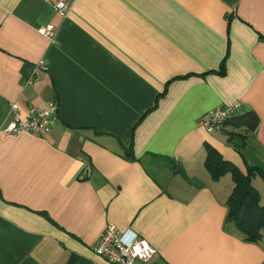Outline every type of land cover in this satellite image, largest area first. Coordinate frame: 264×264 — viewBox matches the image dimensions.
<instances>
[{"label":"crops","instance_id":"1","mask_svg":"<svg viewBox=\"0 0 264 264\" xmlns=\"http://www.w3.org/2000/svg\"><path fill=\"white\" fill-rule=\"evenodd\" d=\"M47 100L49 132L3 131L10 103L26 118ZM235 100L253 131L198 124ZM206 144L264 170V0H72L63 15L0 0V264H104L92 247L110 223L151 242L156 264H264V235L225 219L230 174L203 175Z\"/></svg>","mask_w":264,"mask_h":264},{"label":"built area","instance_id":"2","mask_svg":"<svg viewBox=\"0 0 264 264\" xmlns=\"http://www.w3.org/2000/svg\"><path fill=\"white\" fill-rule=\"evenodd\" d=\"M51 4L57 13L63 15L69 8L72 0H44ZM54 25L38 27V31L45 37L50 38L54 32ZM47 70L43 58L33 66L34 75L39 76L41 72ZM42 107L29 105L28 115L22 118L18 112V103H10V109L14 112L11 120L8 121L3 131L16 135L20 132H34L43 135L50 131L54 114L57 110L56 100L44 101ZM240 106L238 100L229 105H220L209 108L201 117L200 124L207 132L221 129L228 119L233 117L236 109ZM93 253L101 256L104 264H156L154 257L157 255L156 248L140 234L126 227L123 230L115 227L114 223L107 224L102 231L98 241L92 247Z\"/></svg>","mask_w":264,"mask_h":264},{"label":"trees","instance_id":"3","mask_svg":"<svg viewBox=\"0 0 264 264\" xmlns=\"http://www.w3.org/2000/svg\"><path fill=\"white\" fill-rule=\"evenodd\" d=\"M221 70L222 65L219 67V71ZM257 123L256 114L251 110H247L243 114L228 119L226 124H230L232 128H239L246 133L253 131ZM245 133L239 130L227 132L228 142L239 153H241L245 145ZM206 146L204 168L209 175L217 180L224 173L228 172L233 181L232 191L226 196L225 200L227 207L225 219L233 222L236 228L243 232L245 240L258 242L264 235V203H260L261 195L254 188L251 179L253 176H260L264 180V170L253 167V165H246L245 163L246 171H240V168L236 164L221 156L211 144H206ZM170 167L178 172L182 171L177 164L171 163ZM75 258L76 255H71L67 264H75Z\"/></svg>","mask_w":264,"mask_h":264},{"label":"rangeland","instance_id":"4","mask_svg":"<svg viewBox=\"0 0 264 264\" xmlns=\"http://www.w3.org/2000/svg\"><path fill=\"white\" fill-rule=\"evenodd\" d=\"M203 172V175H208V173L206 172V170L204 169V167L201 169ZM228 176V175H227ZM251 182L254 186V188H256L259 192L260 196V203H264V180L260 177V176H256L255 178L252 177Z\"/></svg>","mask_w":264,"mask_h":264}]
</instances>
